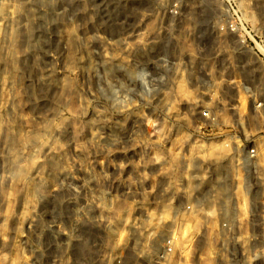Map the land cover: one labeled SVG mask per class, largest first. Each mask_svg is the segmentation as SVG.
<instances>
[{"label":"rangeland","instance_id":"obj_1","mask_svg":"<svg viewBox=\"0 0 264 264\" xmlns=\"http://www.w3.org/2000/svg\"><path fill=\"white\" fill-rule=\"evenodd\" d=\"M262 101L264 0H0V264H264Z\"/></svg>","mask_w":264,"mask_h":264},{"label":"built area","instance_id":"obj_2","mask_svg":"<svg viewBox=\"0 0 264 264\" xmlns=\"http://www.w3.org/2000/svg\"><path fill=\"white\" fill-rule=\"evenodd\" d=\"M261 105V103L259 104ZM264 106V101H262V107ZM236 135L240 134L237 129ZM261 132V131H259ZM235 136V134H234ZM262 146H264V118L262 117ZM260 143L243 144L238 149L236 157L229 158L232 159L236 169L238 170H249L250 168L257 166L261 168L260 163L257 164L260 155ZM148 244L145 250L131 254L135 259H130L128 261L122 260L119 255H115L111 264H176L173 260H166V257L172 253L174 247V234L171 232L161 235L160 239H155V237H147ZM177 264H181L180 261Z\"/></svg>","mask_w":264,"mask_h":264},{"label":"water","instance_id":"obj_3","mask_svg":"<svg viewBox=\"0 0 264 264\" xmlns=\"http://www.w3.org/2000/svg\"><path fill=\"white\" fill-rule=\"evenodd\" d=\"M204 34V30H202L200 36L203 37ZM171 47L172 45L170 43L168 48H166L165 52L169 53ZM142 68L146 71L144 67ZM133 77L135 79V87L131 90L124 82L116 81L105 74L101 76L99 82L101 85V91L110 106L120 107L135 97L140 99L143 97H147L155 92L156 87L147 89L143 86L139 79H137L135 71L133 72Z\"/></svg>","mask_w":264,"mask_h":264},{"label":"bare ground","instance_id":"obj_4","mask_svg":"<svg viewBox=\"0 0 264 264\" xmlns=\"http://www.w3.org/2000/svg\"><path fill=\"white\" fill-rule=\"evenodd\" d=\"M135 75L137 77V79H139V81L143 84V86L147 89L156 87V84L153 81L156 82H161L159 80V78L156 77H152L151 75H149L144 69L139 68L136 72ZM158 77V76H157ZM159 80V81H158Z\"/></svg>","mask_w":264,"mask_h":264}]
</instances>
